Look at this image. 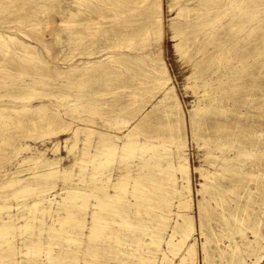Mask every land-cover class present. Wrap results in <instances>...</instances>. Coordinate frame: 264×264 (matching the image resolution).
<instances>
[{
  "label": "bare ground",
  "instance_id": "obj_1",
  "mask_svg": "<svg viewBox=\"0 0 264 264\" xmlns=\"http://www.w3.org/2000/svg\"><path fill=\"white\" fill-rule=\"evenodd\" d=\"M263 3H171L172 37L191 72L187 88L196 99L190 131L208 147L209 169L195 168L204 178L197 220L191 212L182 106L168 86L158 45L161 0H71L78 11L68 12L57 37L67 32L68 43L82 50L76 58L75 45L63 66L40 59L38 48L45 45L40 38L31 41L21 28L22 36L0 30V167L11 164L0 171V264H99L97 245L120 244L122 236L143 247L140 262L117 255L107 264H197V236L203 264H260L264 221L255 210L264 208V122H242L247 114L239 108L248 106L264 117V83L258 78L264 71V18L254 21ZM14 20L23 25L22 18ZM41 64L50 67L49 74ZM56 76L66 77L46 80ZM122 87L130 92L119 97ZM151 97L156 104L146 110ZM54 101L60 105L53 107ZM8 132L9 138L2 137ZM83 132L80 155L64 168L59 142L51 149L53 158L16 143L30 135L69 134L70 154ZM6 143L10 152L1 150ZM79 162L91 167L81 165L76 184L70 181ZM116 168L121 173L112 180ZM57 179L63 180L59 202L53 194ZM248 181L256 182L254 190ZM257 195L253 205L241 201ZM13 205L17 209L11 212ZM55 211L48 224L46 216ZM222 237L231 241L221 246Z\"/></svg>",
  "mask_w": 264,
  "mask_h": 264
},
{
  "label": "rangeland",
  "instance_id": "obj_2",
  "mask_svg": "<svg viewBox=\"0 0 264 264\" xmlns=\"http://www.w3.org/2000/svg\"><path fill=\"white\" fill-rule=\"evenodd\" d=\"M70 1L71 0H47V1L42 2L41 4L37 5L36 3L38 2V0H5L3 2V4L5 5V8L0 9V30L5 31V33H7V34H14L16 36H22L23 33L21 32V34H20V28H21V29H24V31L28 34V36H29L28 38L31 41H33L34 38H40L45 43V45L41 44V46H39V48H38L39 49L38 53H39L40 59L44 60V61L46 60L48 62L55 60L60 64V66H63L64 65L63 64L64 58L66 57V55L69 54L70 51L73 50L72 48H76V47H74L75 45L79 47L78 44L73 45V44L68 43L67 32L66 33L63 32V34L61 33L59 38L57 37L58 32H60L61 28H62V26H61L62 20H67L69 18L68 12L71 11V12L76 13L78 11V8L76 5H72V6L69 5ZM171 3H172V0H161V8H160V19H161L160 35H161V38H160V41L158 42V45L161 48V57L164 59V62L166 63L167 72L169 73L168 75L170 77V81H169L168 86L174 87L175 96L177 97V100L181 103L180 104L178 102L180 104V106H182L181 107V109H182L181 113L183 114L182 115L183 120L181 123L182 125L180 124V126L183 129L184 137H185L186 142H187V148H186L185 154H186L187 159L189 158L188 159L189 164H191L190 165V169H191V172H190V174H191L190 175V181L191 182H190V184L192 187L191 202H192V208H193V210H191V212L194 213V217L197 220L198 219V209H197L198 208L197 207L198 201L201 200V198H203V196H204V195L202 196L203 193L199 191L202 188V184L204 183V178L201 176L199 171L195 170V168L200 167L201 169H203V171H206L207 169H209V166H208V163H207V160L205 157V154L208 151V147L204 145V141L202 139H193L191 131H190V114H191L192 109H194V105L196 104V99H195V96L191 93V91L187 88V86H188L187 78L190 76L191 72L188 70L186 65L183 64V61L180 59L179 55L177 54L176 48H175V41L173 40V37H172L173 36L172 19L176 15V7H174L171 10V8H170ZM17 17L22 18L24 26L21 25L18 20H14ZM262 18H264V3L261 4L257 8V12L255 13L254 21H257L258 19H262ZM33 23H37V26L35 27L33 25ZM36 32H38V33H36ZM200 35L202 36V34H200ZM70 45H71V47H70ZM79 48L80 49L75 50L76 58L81 57L78 54H76L82 50L81 47H79ZM47 49L50 51H47ZM261 59L264 62V56H262ZM39 68H41L44 72H46L48 74L50 73V69H49L50 67H48V65H46V64H41ZM18 75H20V73H17V76ZM258 76H259L258 77L259 81H263V83H264V71H262L261 74H259ZM65 77L66 76H62V77L56 76L54 78L47 77L46 80L48 82L55 81L58 83V81L65 80ZM25 78H27V77H25ZM123 89H126V90H123ZM126 91H128V92L126 93ZM129 92H130L129 87H122V89L121 88L118 89L119 97H123V96L127 95ZM216 94L220 95L221 93L218 92ZM100 98H102V100L107 99V98H104V96H102ZM149 100L150 101L147 103L146 110L151 109L152 106H154V104H156V103H154L155 100L152 97ZM56 104L60 105L59 102H56ZM56 104H55V101L53 103H51V105L53 107ZM239 109H241L243 112L245 111L244 113L247 114L241 118L242 122H244V123H251V122L263 123L264 122V117L263 116L261 117L260 111L258 113L256 112V114H255L253 111L250 110V108L248 106H243ZM254 115H256V116H254ZM84 116L87 117L88 115H84ZM98 120H99V118L96 119V123H94V126H95L94 128H96V126H98V124H97ZM251 120H253V121H251ZM262 125H263V130H264V123ZM263 133H264V131L262 132L261 136H262V139L264 140V134ZM10 136H11L10 132L5 134L4 136L2 135V137H5V138H9ZM48 136H44L41 138L39 137L37 139L35 137H31V135L27 138H24V137L21 138L20 137V138H18L19 140H17L16 143H20L19 141H22L24 143L30 144L34 147L35 152H37V151L45 152V154L48 158H53L56 155L53 154L51 149L55 143L59 142L60 150H59L58 155L63 157V160L59 166L64 168V167L70 166V159L73 158L75 154L77 157L80 155V149L83 146V141H84V138L86 136V133H84V132L81 133L80 141L78 143L77 148L73 152H71L70 154H68V150H67L66 145H65L66 144L65 140H66V138H70L72 135L69 136V134H63L59 137H53V138H52V136L51 137L49 136L50 138ZM45 137H47V138H45ZM93 138H94L93 142H95L97 135L94 134ZM34 140H35V143H34ZM36 141H37V143H36ZM69 143H72L71 139H70ZM261 146H264V145L262 144ZM64 148H66V149H64ZM2 149H3V152H5L4 151L5 149L8 150V152H10L12 150L11 146H9V144H7V143L5 145H3L1 150ZM261 150H264V147L261 148ZM199 158H201V159H199ZM137 163H138L137 160H134L132 163V168H133V171H135V172H136L135 169L137 168L135 165ZM10 165L11 164L4 163L3 166L0 167L1 168L0 171L4 170L5 167H7V166L10 167ZM81 165H83V164H80V162H79L74 166L73 170H74L75 176H74L73 180L70 182H74L76 184L79 183V182H77V180H78V174L81 170ZM202 165H204V166H202ZM83 166H88V168H90L91 164L83 165ZM121 168H116L115 170H113L112 180H115L117 177V174L121 173ZM32 171H34V170H32ZM27 173H28L27 171L24 173L25 176L26 175L31 176V174H30L31 172H29L28 174ZM1 181H2V177L0 176V182ZM56 182L58 183V186L54 190L53 194L56 195L55 200H57L59 202L60 201L59 199H61V196L59 194H56V193H58L57 191L60 192L59 188L60 187L62 188L63 180L57 179ZM246 183H250L249 185L251 188L256 186V182H254V181H248ZM253 190H254V188H253ZM241 193H244V191L241 190ZM234 195L235 194H232V198H234V197L238 198L237 194L235 196ZM258 198L260 199L259 195H257V197H253V199H250L248 201L247 198L244 197L241 199V201L242 202L247 201L248 204L253 205L255 199L258 200ZM57 201L53 202V204H52L53 208H56L58 206ZM15 204H17V203H15ZM195 205H197V206H195ZM15 208L17 209V206L13 205L11 212L15 211L16 210ZM259 208H260V206L255 210V214L262 216L263 221H264V217H263L264 216V208H261V209H259ZM56 216H57L56 211L53 213V215L46 216V222L48 224H51L53 222V220L56 219ZM213 224L216 225L215 222H213ZM262 232H264V228H263ZM235 236H236L237 240H239L238 237L239 238L241 237L240 233H237V235H235ZM120 238H121V242H122L120 244H117L116 242H114L112 240L109 243L97 245L100 248L98 250V254H97V258H96V260L99 262V264H107L108 262L114 263V256H117V255H120L121 256L120 258H123L124 256H129V258L131 259L129 262H133V261L135 263L140 262V255H141V252L143 251L142 250L143 247L142 246H136V244L132 241L124 242L123 241L124 236H122ZM198 238H200V240ZM228 239H229L228 237H222L221 241H220L221 246H225L228 244V242L231 241V239H229V240ZM197 240H198V248L200 251L199 252V260H198L197 264H203L202 258L200 257L201 256V245L203 242L202 237L197 236ZM213 244H214V242H213ZM55 248H57V247H55ZM131 256H133V258H131ZM261 262H260V264L264 263V258L261 260Z\"/></svg>",
  "mask_w": 264,
  "mask_h": 264
}]
</instances>
